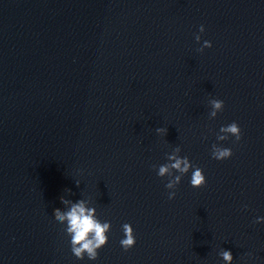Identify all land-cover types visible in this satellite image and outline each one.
Segmentation results:
<instances>
[{"label": "clouds", "instance_id": "9594fccd", "mask_svg": "<svg viewBox=\"0 0 264 264\" xmlns=\"http://www.w3.org/2000/svg\"><path fill=\"white\" fill-rule=\"evenodd\" d=\"M199 31L204 32V26L201 25ZM197 42L201 40L198 34L195 36ZM212 44L210 41H204L200 51L203 48H210ZM211 111L210 118H215L217 114L223 110L224 102L219 99L210 100ZM156 131L161 134H166L167 130L164 128H157ZM235 137L236 141L241 139V128L236 122H232L226 126H222L217 135V140L225 141L229 137ZM181 148L175 147L171 153L167 154L168 163L162 164L158 167L157 175L159 177H168V182L165 187L169 190L168 199H174L176 196L177 185L180 184L182 177L189 173L191 178L190 184L193 188H201L206 183V177L203 169L194 166L187 156L181 157L179 153ZM212 158L218 161H223L230 158L233 153L230 148L221 147L217 144L212 145ZM155 167V166H154ZM178 173V175H174ZM61 202L70 207L67 210L55 208L53 216L60 224L65 225V232L70 236L71 252L77 259H84L85 255L89 260H96L98 258V250L103 248L108 243V232L111 229L110 222H101L96 216V209L86 206V201L79 200L75 203L65 200L61 197ZM256 223L264 222V217H258ZM124 238L120 240L121 247L127 251L136 244V237L134 235L133 227L125 223L122 225ZM219 256L225 264H232L233 255L229 250H221Z\"/></svg>", "mask_w": 264, "mask_h": 264}]
</instances>
